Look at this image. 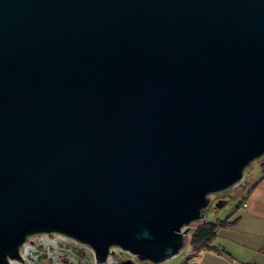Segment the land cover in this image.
I'll return each instance as SVG.
<instances>
[{
  "label": "water",
  "instance_id": "95a60500",
  "mask_svg": "<svg viewBox=\"0 0 264 264\" xmlns=\"http://www.w3.org/2000/svg\"><path fill=\"white\" fill-rule=\"evenodd\" d=\"M263 155L264 0H0V264L165 263Z\"/></svg>",
  "mask_w": 264,
  "mask_h": 264
},
{
  "label": "crops",
  "instance_id": "0c3cea01",
  "mask_svg": "<svg viewBox=\"0 0 264 264\" xmlns=\"http://www.w3.org/2000/svg\"><path fill=\"white\" fill-rule=\"evenodd\" d=\"M225 218L231 224L218 231L217 248L186 254L177 264H264V167Z\"/></svg>",
  "mask_w": 264,
  "mask_h": 264
},
{
  "label": "rangeland",
  "instance_id": "374dc122",
  "mask_svg": "<svg viewBox=\"0 0 264 264\" xmlns=\"http://www.w3.org/2000/svg\"><path fill=\"white\" fill-rule=\"evenodd\" d=\"M264 163V155L260 158L253 160L244 170V177L234 186L220 192L211 195V201L209 206L205 209V220L214 221L219 217L222 219L227 214H229L236 205L241 201L243 193L245 192V188L250 183L251 179L257 176L263 170ZM221 200H225L222 207L219 206V202ZM195 226L194 224H192ZM192 232V231H191ZM189 233V237L191 235ZM43 235H49L46 233L35 234L29 237L26 241V245L24 244L21 248L24 254L23 261H17L18 264H97L95 261V256L92 248L84 243L79 241H74L72 238H67V246H63L61 244V239L57 237L56 234H51L52 238L57 239L58 242L54 243V246L51 247L49 252L48 247L42 246ZM27 246V247H26ZM37 246L40 249V255L33 254V247ZM187 246V245H186ZM185 246V247H186ZM185 247L183 250L170 259L169 261L162 264H177L179 261L184 260L186 252ZM115 255L112 256L113 261L110 262L113 264H124L122 262L130 260L127 255L124 254L121 258L119 257V248H115ZM22 254V252H21ZM132 264H154L151 261H141L139 259L130 260ZM109 264V263H108Z\"/></svg>",
  "mask_w": 264,
  "mask_h": 264
},
{
  "label": "trees",
  "instance_id": "16d2710c",
  "mask_svg": "<svg viewBox=\"0 0 264 264\" xmlns=\"http://www.w3.org/2000/svg\"><path fill=\"white\" fill-rule=\"evenodd\" d=\"M229 224H231V222H229L228 218L217 219L214 221L203 220V221L195 222L194 223L195 228L193 229L189 237L190 246L196 252L204 248H217L214 244L218 236V231L222 227H225ZM130 263L132 264L131 261Z\"/></svg>",
  "mask_w": 264,
  "mask_h": 264
},
{
  "label": "built area",
  "instance_id": "2783aa9c",
  "mask_svg": "<svg viewBox=\"0 0 264 264\" xmlns=\"http://www.w3.org/2000/svg\"><path fill=\"white\" fill-rule=\"evenodd\" d=\"M191 228H192V231H193V229L195 228V226H193V225H191ZM192 233V232H191ZM54 234H56L57 235V237H59L62 241H61V244L63 245V246H67V244H68V242L66 241L67 240V238L69 239V237H67V236H65V235H62V234H58V233H54ZM44 237H43V241H42V246H47L48 247V250H49V252H50V250H51V247H53L54 246V243L55 242H58L57 241V239H53L52 238V236H49V235H43ZM29 239V238H28ZM71 239V238H70ZM73 240V239H72ZM75 241V240H74ZM27 243H25V245H26ZM43 244H45V245H43ZM187 246L185 247V252H186V254H187V256L189 257V256H191L193 253H194V250H193V248L190 246V244H189V241H188V243L186 244ZM27 247V246H26ZM28 250V249H27ZM22 253H23V251H21ZM32 253L33 254H36L37 256L38 255H40V249H38V247L37 246H34L33 247V251H32ZM124 254H126L127 255V257H128V259H130V260H136L137 259V257H136V255H134L133 253H131L130 251H125V250H123V249H121V248H119V257L121 258ZM113 258L114 257H112V256H110L109 257V259H108V262L106 263V264H113V263H110V262H116V263H118V261H113ZM16 262V261H15Z\"/></svg>",
  "mask_w": 264,
  "mask_h": 264
},
{
  "label": "bare ground",
  "instance_id": "6f19581e",
  "mask_svg": "<svg viewBox=\"0 0 264 264\" xmlns=\"http://www.w3.org/2000/svg\"><path fill=\"white\" fill-rule=\"evenodd\" d=\"M27 251H28V250H26V252H27ZM26 252H25V253H26ZM25 253H22V256H24ZM13 263H14V264H18L17 261H16V262L14 261Z\"/></svg>",
  "mask_w": 264,
  "mask_h": 264
}]
</instances>
